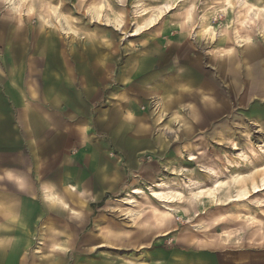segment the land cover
Returning <instances> with one entry per match:
<instances>
[{"label": "rangeland", "instance_id": "rangeland-1", "mask_svg": "<svg viewBox=\"0 0 264 264\" xmlns=\"http://www.w3.org/2000/svg\"><path fill=\"white\" fill-rule=\"evenodd\" d=\"M49 1L53 5H58L62 14L74 19L72 24L77 28V34L63 35L59 29L42 25L35 16L18 20V17L24 16V14L28 16L23 11V7L18 12L11 14L6 6L0 3V64L5 59L3 49L8 45L37 43L44 36L51 38L54 47L67 57L105 59L109 67H106L107 89L103 103L106 107H112L115 101H118L114 93L121 89L122 100L132 104V107L126 111L131 112L133 116V109H135L137 96L140 93L139 89L151 92L152 87H154L152 84H163L165 81L175 80L174 86L171 84V86L160 88V95L155 99L152 98V94L148 96L143 91L141 92V112L145 118L144 124L149 134V145L142 148L141 151L145 157L149 153L143 164L147 163L153 167L149 172L152 176L134 178L137 175L136 168L129 167L122 155L118 158L111 153L110 156H116L115 159L119 162L122 176L121 188L119 192L105 195L103 200L96 203L95 208L91 209V224L89 226L91 242L87 244L60 243L66 249L65 252H71L73 256H87L95 260H105L106 264H126L125 259H129L131 262L145 261L147 254L151 252L153 256L158 251L157 249H163L169 253V264H177L178 262L176 258L172 257L174 250L180 252L182 259L180 264H264V238L252 237L251 234L260 227L246 222L254 215H258V218L260 216V219L264 220V207H259L250 202L255 197L262 200L264 198V191L257 194L251 192L252 183L259 185L264 176V163L255 162L254 168L251 169L248 160L241 161L237 156L241 151L246 152L251 147L258 150L257 147L264 143V94L248 90L245 82L242 81L243 79L247 81V78L243 76L245 73H250L253 77L264 74V53L260 51L257 57L246 58L240 52H236V60L231 66V72L225 73L223 76L220 73H213L214 67L209 64L208 59L203 60L204 69L196 64L193 58L197 54L196 48L191 46L198 42L202 51L217 48L219 45H223V40H215V36L225 32L228 33V38L231 40L233 38L235 42L232 35L233 29L239 24L242 25L246 17L241 12L239 14L237 8L231 9L228 15L218 12L217 21H212L210 27L214 36L212 38L201 35L194 37L193 31L197 26L198 18L204 14L206 7L213 2L211 0L188 1V4L194 7L193 10L187 8L189 13L193 14L192 18L194 19L191 22V28H188L185 34V37L189 39V45L187 44L189 49L178 54L175 51L167 57L163 56L164 45H153L146 50L138 49L136 46L141 45L145 48L146 43H155L156 41L157 44L163 41L164 43H168V41L171 43L176 40L181 31H175L173 26L180 21V15L187 6L185 3H176L174 10L166 13L167 7L165 5L152 0ZM250 1L264 4V0ZM36 2L35 11H39V2L37 0ZM92 2L99 4L103 21L95 23L90 20L86 9ZM137 4L139 6H136ZM102 5L106 8L104 9ZM137 7L141 8L139 11L152 9L145 18L157 12L158 24L141 35L130 37L134 28L133 23L137 20L135 17ZM44 11L47 10L44 8ZM5 12L11 14L9 16L13 18L7 17ZM105 18L110 19L113 24L117 18L120 25L104 22ZM18 21L19 27L16 28ZM115 27L116 29H114ZM251 28L240 30L241 34L249 36L247 40L250 39ZM230 33L231 35H229ZM252 39L254 40V45L250 47L252 50H255L257 46L264 49V45L256 34ZM224 43L227 45L226 42ZM243 43L236 44L241 46ZM228 46H232V44ZM178 47L177 44L174 49L177 50ZM240 49L236 48V50ZM18 52L21 51L18 50ZM199 62L201 61L198 60ZM206 67H209L211 71L208 72ZM191 68L197 73L194 74L204 85L203 96L213 101L212 105L207 106L200 105L198 101H192L197 110H200L202 126H195L186 111L173 103V96H177L178 91H180L176 87L180 83L179 78H183L181 81H184L185 86L187 79L190 80L189 75L186 77H180V75L187 74V70H191ZM120 74L122 75L121 80H119ZM115 76H118L116 81H114ZM234 78H241L242 80L237 79L238 86L235 90H229L228 86ZM138 83L141 84V88H138ZM145 83L150 86H145ZM158 139H160L159 142L162 141V146L157 143ZM189 153L194 154L198 159L195 162H189ZM202 166H211L226 174V178L220 180L224 182L223 186L216 192L218 204L207 205L204 209L203 207L201 209L192 208L181 203L169 204L171 207L179 209L178 213H173L172 225L166 224L163 227L166 231L169 229V235L163 238L157 237L156 229H154V236L149 240H144V237L135 229L143 232L139 225L140 220L133 221L122 211H114L113 209L104 211L103 209L107 201L112 204H119L132 187L140 188L147 195H150L149 188L154 186L159 179L172 180L178 183L177 189L183 194H186L187 191L183 182L187 181L188 177L203 182L208 187L212 186L215 179L203 173L201 171ZM183 169L187 171H182ZM228 177H234L235 181ZM240 192H246L248 195L240 198L238 202L236 196ZM153 205L160 207L162 204L154 202ZM261 209L263 210L261 211ZM77 213L79 218L83 215L85 217V213L81 211ZM218 213H229L226 222L223 223L224 225L221 224L217 228H213L210 224L206 230L193 228V225L198 224L200 219L208 225L209 221L212 222ZM130 224H133V227ZM105 231H107L106 234H104ZM224 232L229 238H223L225 242L213 247H206L204 237L201 238L199 246L208 248L207 253H200L192 246L195 244L193 239L195 240L196 237H192V243L190 241L186 243L187 233L196 234L198 237L205 233L215 237L217 243L220 241V236L216 237V235H221ZM223 236L225 235L223 234ZM159 241L162 242L161 246L156 244ZM195 241L197 242V240ZM45 245L47 244L44 243V250H46ZM154 258L157 259V256ZM153 263L149 262V264Z\"/></svg>", "mask_w": 264, "mask_h": 264}, {"label": "crops", "instance_id": "crops-1", "mask_svg": "<svg viewBox=\"0 0 264 264\" xmlns=\"http://www.w3.org/2000/svg\"><path fill=\"white\" fill-rule=\"evenodd\" d=\"M5 13L13 18L9 16L13 12ZM229 13L230 10L225 12ZM25 17L30 16H20L18 20ZM251 30L250 39L241 46L231 38L223 40L219 46L229 47L223 56L213 53L211 48L202 51L198 42L191 45L196 48L195 63L204 69L203 60L208 59L214 67L213 73L224 76L231 72L236 52L246 58L257 57L260 51L264 53L260 46L255 50L250 48L254 45V34L264 45V35L255 27ZM188 40L176 37L171 43L150 42L145 48L136 47L146 50L153 45H164L163 56L168 57L175 51L186 52ZM173 44L179 45L177 50ZM3 53L5 59L0 64V165H3L0 167V264H106L105 260L73 256L60 243L91 242V209L105 195L119 192L121 188V169L116 156L122 155L129 167L136 168L134 178L152 176L149 172L153 167L143 164L149 153L145 157L141 151L149 145L141 112V92L152 94L155 99L160 95V88L174 86L175 80L154 83L151 92L139 89L133 116L126 111L132 104L122 100L121 89L114 93L118 101L112 107L103 103L107 89L105 59L67 57L45 36L37 43L8 45ZM206 70L211 71L209 67ZM187 72L180 77L189 75L190 80L187 79L185 86L183 78H179L176 87L180 91L173 96V103L186 111L195 126H202L200 110L192 101L202 106L212 105L213 101L203 96L204 85L196 72L192 68ZM243 76L247 81L237 79L244 81L248 90L264 94V74ZM237 79L228 86L229 90L238 86ZM137 86L141 88V84ZM145 86L150 85L145 83ZM111 153L116 156H110ZM108 203L104 204V211H110ZM80 211L85 217L77 216ZM139 225L143 232L135 229L144 240L154 236L153 225L147 227L143 219ZM156 232L160 238L169 235V229ZM186 235V243L196 237L197 242L193 239L192 246L200 253H207L206 247L214 246H208L207 242L206 247L199 246L202 236ZM156 244L161 246L162 242ZM157 250L153 256L148 253L145 261H124L126 264H169V253ZM177 251H173L172 257L180 264L182 259Z\"/></svg>", "mask_w": 264, "mask_h": 264}, {"label": "bare ground", "instance_id": "bare-ground-1", "mask_svg": "<svg viewBox=\"0 0 264 264\" xmlns=\"http://www.w3.org/2000/svg\"><path fill=\"white\" fill-rule=\"evenodd\" d=\"M37 1L39 2V0ZM152 1L157 2V3H162L163 5H165L167 7L166 13H169L171 10H174L175 8L174 6L178 2L187 4V6L184 8L185 11L181 13L180 15V21L178 22L177 25L173 26L174 29H176L175 31H178V30L181 31V32L178 31L180 32L178 37L184 38L187 32L186 30L188 28L189 29L191 28L192 26L191 22L194 20L192 18L193 14H190L189 13L190 11H188L189 9H187V8H191L193 10L194 8L192 5L188 4V1L190 0H152ZM211 1L213 3L208 5L205 9L204 14L198 18L197 26L195 28V31H193L194 37L201 35V36H208L212 38L214 35L210 27H211L212 21L213 22L217 21L218 12L225 13L226 11H229L231 9L234 10L235 6L238 9V13L240 14L241 12V14H243V11H244L245 17H246V20L245 22L242 23V25L239 24V26L237 25V27L233 29L232 35L236 43L239 44L241 42L248 41L247 38L249 36L247 37V35L241 34L240 32V30H243L245 28L248 29V27L251 28L252 26H255L258 31L264 34V4L262 3L258 4L257 1L253 2L250 0H211ZM35 2L36 0H0V3H3L6 6V9H8L10 12L16 13L21 7H23L22 8L24 9L23 11L28 16L37 17L41 21L42 24L50 26L53 29H59L61 34L63 35L77 34V28L73 26L72 24V21L74 19H72L71 17L70 19L68 16L62 14L60 12V8L58 7V5L51 4L49 0H43L39 2V7H38L40 8L39 11H35L36 10ZM102 6L104 7V9L106 8V6L104 5ZM136 6H139V4H137ZM44 8L47 10L46 12L44 11ZM99 9L101 10L99 4L93 3V2L90 3L88 8L86 9V13L88 14L90 20L95 23L99 21H103L102 16H101L102 14L100 15L101 12ZM139 9L141 8L140 7L136 8L135 17L137 20L135 23H133L134 28L132 30L130 37L141 35L145 31H149L150 29L154 28V26L158 24L159 16L157 12H154L148 18H145L148 15V13L152 11V9L149 8V9H144L142 11H139ZM104 22H109L112 25H114L115 23L117 25H120V22L118 21L117 18L114 24L111 22L110 19H107V18L104 19ZM114 29H116V27ZM121 30H123L122 27H121ZM216 39L227 40L228 33L225 32L224 34H218L215 36V40ZM212 50H213V53L215 52L217 55L221 54L220 56H223L227 53V51L229 50V47L219 46ZM257 148L258 150L251 147V149L246 150V152L241 151L239 154H237L238 158H240L241 161L248 160L247 162H249V168L251 169L254 168L255 162L258 164H260V162L264 163V143L262 145H259ZM197 159L198 158L194 154H191V153L188 154L189 162H195ZM216 169L212 168L211 166H202V170H201L203 173L215 179L212 183V186L208 187L207 185H204L203 182H199L197 180H193L192 178L188 177V180L183 182L187 190L186 194H183L179 192V190L177 189V187H179L178 183L172 180L159 179L155 182L154 186L149 188L150 195L149 194L147 195L145 191L144 193L140 188L138 189V188L132 187V189L125 194L124 198L120 202L121 204L120 203L112 204L110 202L106 206L107 208L109 207L110 209H113L114 211H122L124 215L132 218L133 221L135 220L141 221L143 219V221L145 220L146 224L148 225L147 227H151V225H153L152 227L153 229H156V230L159 229L165 232L166 230H164L163 227L166 224H168L169 226L172 225V221H173L172 219L174 218L173 213H178V209H179V208L178 209L173 208L169 204L173 202L177 204H180V203L187 204L188 206L192 208L197 207L198 209H201V207H203L204 209L207 205H211V204L217 205L218 204V201L216 198V192H218L219 189L223 186L224 182L220 180L223 178H226L225 176L226 174L222 172L221 170H218V169L216 170ZM182 171H187V170L183 169ZM229 179H231L232 181H235L234 177H230ZM261 191H264V176L260 180L259 185H255L252 183V186H251V192L254 194H257ZM237 195L238 196H236L237 197L236 200L239 202L240 201L239 199L247 197L248 193L240 192ZM47 196L49 197V194ZM154 202L161 203L162 205L160 207H155L153 205ZM250 202L254 203V205H258L259 207H262V208L264 207V198L262 200L261 198L255 197L254 199H251ZM243 206H246V205H243ZM239 208H242V207H239ZM262 210L263 209H261V211ZM228 214L218 213V215L214 217L212 222L209 221L208 225L205 221H202L200 219L198 221V224L193 225V228H200V229L206 230L210 224H211V227L217 228L218 226L226 222L228 218ZM246 222L260 227L259 229H256L254 230L253 233H251L252 237L257 236L259 239L264 238V220L260 219V216L258 218V215H254L250 217ZM223 234L225 236H223ZM201 236L204 237L205 242L208 243V246H213L221 242H225V240L223 239L225 237L229 238L226 232L222 233L221 235L217 234L216 237L220 236V241L216 243L217 239L215 237L213 238V236L211 235L204 233Z\"/></svg>", "mask_w": 264, "mask_h": 264}, {"label": "snow or ice", "instance_id": "snow-or-ice-1", "mask_svg": "<svg viewBox=\"0 0 264 264\" xmlns=\"http://www.w3.org/2000/svg\"><path fill=\"white\" fill-rule=\"evenodd\" d=\"M0 167H3V165H0Z\"/></svg>", "mask_w": 264, "mask_h": 264}]
</instances>
